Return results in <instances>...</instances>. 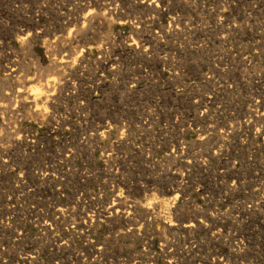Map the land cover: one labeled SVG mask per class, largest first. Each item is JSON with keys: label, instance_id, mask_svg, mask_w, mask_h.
<instances>
[{"label": "rangeland", "instance_id": "obj_1", "mask_svg": "<svg viewBox=\"0 0 264 264\" xmlns=\"http://www.w3.org/2000/svg\"><path fill=\"white\" fill-rule=\"evenodd\" d=\"M0 147V264H264V0H0Z\"/></svg>", "mask_w": 264, "mask_h": 264}, {"label": "bare ground", "instance_id": "obj_2", "mask_svg": "<svg viewBox=\"0 0 264 264\" xmlns=\"http://www.w3.org/2000/svg\"><path fill=\"white\" fill-rule=\"evenodd\" d=\"M29 1V0H28ZM17 2V1H16ZM51 2V1H50ZM88 2V1H87ZM151 2V1H150ZM258 2V1H257ZM261 2V1H260ZM103 3V2H102ZM62 4V3H61ZM239 5V4H238ZM21 7V6H20ZM37 8V7H36ZM90 10V9H89ZM86 12V11H85ZM50 13V12H49ZM87 13H88V11H87ZM106 13V12H105ZM84 14V13H83ZM107 14V13H106ZM106 14H105V16H106ZM110 14V13H109ZM29 16V15H28ZM77 17V16H76ZM88 17V16H87ZM104 17V16H103ZM83 18V17H82ZM11 19V18H10ZM87 19V18H86ZM142 20V19H141ZM81 21V20H80ZM18 22V21H17ZM70 22H72V20H70ZM74 22V21H73ZM82 22V21H81ZM84 22V21H83ZM108 23V22H107ZM111 23V22H110ZM234 24V23H233ZM110 25V24H109ZM84 26V28H85V25H83ZM94 26V25H93ZM92 26V27H93ZM111 27V26H110ZM82 29V28H81ZM91 29V28H90ZM141 29V28H140ZM83 30V29H82ZM109 30H110V28H109ZM81 31V30H80ZM157 31V30H156ZM30 32V31H29ZM85 32V31H84ZM27 33H28V31H27ZM19 34V33H18ZM30 34V33H29ZM160 35V34H159ZM32 37V36H31ZM156 37V36H155ZM90 38V37H89ZM57 39V38H56ZM63 39V38H62ZM74 39V38H73ZM205 39V38H204ZM209 39V38H208ZM2 40V39H1ZM135 40V39H134ZM155 40V39H154ZM7 41V40H6ZM66 41V40H65ZM89 41V40H88ZM142 41V40H141ZM261 41V40H260ZM127 42V41H126ZM146 42V41H145ZM155 42V41H154ZM47 43V42H46ZM259 43H261V42H259ZM137 45V44H136ZM27 47V46H26ZM72 47V46H71ZM101 47V46H100ZM46 50V49H45ZM75 51V50H74ZM102 51V50H101ZM46 52V51H45ZM50 52V51H49ZM231 52V51H230ZM53 53V52H52ZM74 54V53H73ZM146 54V53H145ZM155 54V53H154ZM224 54V53H223ZM50 55V54H49ZM53 57V56H52ZM11 59V58H10ZM72 59V58H71ZM82 60V59H81ZM72 61V60H71ZM35 62V61H34ZM60 63V62H59ZM59 63H58V65H59ZM94 63V62H93ZM134 63V62H133ZM236 64V63H235ZM37 65V64H36ZM53 65V64H52ZM67 65V64H66ZM86 65V64H85ZM112 65V64H111ZM120 65V64H119ZM144 66V65H143ZM87 67V66H86ZM226 67V66H225ZM23 68V67H22ZM27 68V67H26ZM194 68V67H193ZM236 69V68H235ZM147 70V69H146ZM223 71V70H222ZM228 71V70H227ZM241 71V70H240ZM118 73H120V72H118ZM241 73H242V71H241ZM142 74V73H141ZM147 74V73H146ZM21 75V74H20ZM68 75V74H67ZM133 75V74H132ZM240 75V74H239ZM28 76V75H27ZM57 76V75H56ZM225 76V75H224ZM60 78V77H59ZM138 78V77H137ZM9 80V79H8ZM134 80V79H133ZM224 80V79H223ZM226 80V79H225ZM234 80V79H233ZM49 82V81H48ZM126 82V81H125ZM131 82V81H130ZM135 82V81H134ZM4 83H6V82H4ZM47 83V82H46ZM60 84H61V82H60ZM232 85V84H231ZM20 86H21V84H20ZM26 86V85H25ZM82 86V85H81ZM229 86V85H228ZM40 87V86H39ZM33 88V87H32ZM134 88V87H133ZM64 89V88H63ZM13 90V89H12ZM18 90V89H17ZM127 90V89H126ZM16 91V90H15ZM44 91V90H43ZM46 91V90H45ZM175 91V90H174ZM254 91V90H253ZM19 92V91H18ZM39 92V91H38ZM130 92V91H129ZM261 92V91H260ZM263 92V91H262ZM40 93V92H39ZM127 93V92H126ZM171 93V92H170ZM18 94V93H17ZM42 94V93H41ZM263 94V93H262ZM164 95V94H163ZM40 96V95H39ZM182 96V95H181ZM208 96V95H207ZM258 96V95H257ZM173 97H174V95H173ZM193 98V97H192ZM9 99V98H8ZM39 100V99H38ZM40 101V100H39ZM51 101V100H50ZM163 101V100H162ZM175 101V100H174ZM35 102H37V101H35ZM59 102V101H58ZM23 103H24V101H23ZM249 103V102H248ZM8 104H10V103H8ZM7 104V105H8ZM11 104L13 105V103L11 102ZM33 104V103H32ZM44 104V103H43ZM206 104V103H205ZM148 105V104H147ZM261 105V104H260ZM207 106V105H206ZM252 106V105H251ZM7 107V106H6ZM261 107H263L262 105H261ZM35 108V107H34ZM56 108V107H55ZM166 108V107H165ZM150 109V108H149ZM168 111V110H167ZM175 111V110H174ZM241 111V110H240ZM161 112V111H160ZM250 112V111H249ZM36 113V112H35ZM171 113V112H170ZM242 113V112H241ZM263 113V112H262ZM164 114V113H163ZM250 114V113H249ZM48 115V114H47ZM165 115V114H164ZM28 116V115H27ZM130 116V115H129ZM171 116V115H170ZM57 117V116H56ZM158 117V116H157ZM172 117V116H171ZM59 118V117H58ZM173 118V117H172ZM100 120V119H99ZM89 121V120H88ZM185 121V120H184ZM187 122V121H186ZM233 122V121H232ZM263 122V121H262ZM56 123V122H55ZM59 123V122H58ZM126 123V122H125ZM185 123V122H184ZM63 124V123H62ZM188 124V123H187ZM235 124V123H234ZM233 124V125H234ZM168 125V124H167ZM205 125V124H204ZM209 125V124H208ZM214 126V125H213ZM229 126V125H228ZM258 126V125H257ZM256 126V127H257ZM210 127V126H209ZM80 130V129H79ZM81 130H83V129H81ZM199 130H201V129H199ZM212 130V129H211ZM223 130H224V128H223ZM227 130V129H226ZM78 131V130H77ZM96 131V130H95ZM198 131V130H197ZM222 131V130H221ZM85 132V131H84ZM131 133V132H130ZM188 133V132H187ZM227 133V132H226ZM217 134V133H216ZM186 135V134H185ZM65 136V135H64ZM231 136V135H230ZM67 138V137H66ZM125 139V138H124ZM213 140V139H212ZM32 141H33V139H32ZM249 141V140H248ZM86 142H88V141H86ZM155 142V141H154ZM187 142V141H186ZM128 143V142H127ZM139 143V142H138ZM205 143V142H204ZM137 144V143H136ZM149 144V143H148ZM167 144V143H166ZM200 144V143H199ZM228 144V143H227ZM63 145V144H62ZM81 145V144H80ZM245 145V144H244ZM46 146V145H45ZM104 146V145H103ZM111 146V145H110ZM223 146V145H222ZM96 147V146H95ZM109 147V146H108ZM1 148V147H0ZM155 148V147H154ZM104 149V148H103ZM264 149V148H263ZM139 150V149H138ZM81 151V150H80ZM107 151V150H106ZM151 151V150H150ZM42 152V151H41ZM118 152V151H117ZM174 152V151H173ZM94 153V152H93ZM150 153H152V152H150ZM187 153V152H186ZM63 154V153H62ZM181 154V153H180ZM70 155V154H69ZM108 155H110V154H108ZM71 156V155H70ZM69 156V157H70ZM30 157V156H29ZM59 157V156H58ZM217 157V156H216ZM126 159V158H125ZM138 159V158H137ZM61 160V159H60ZM63 160V159H62ZM188 160V159H187ZM18 161H19V159H18ZM3 162V161H2ZM61 162V161H60ZM187 162V161H186ZM7 163V162H6ZM185 163V162H184ZM189 164V163H188ZM218 164V163H217ZM184 165V164H183ZM6 167V166H5ZM72 169V168H71ZM112 169V168H111ZM68 170V169H67ZM73 170V169H72ZM192 170V169H191ZM121 171V170H120ZM250 171V170H249ZM186 176V175H185ZM226 176V175H225ZM29 177V176H28ZM184 177V176H183ZM246 177V176H245ZM225 178V177H224ZM79 179V178H78ZM217 179V178H216ZM224 180V179H223ZM259 181V180H258ZM105 182V181H104ZM224 182H226V181H224ZM166 183V182H165ZM21 184V183H20ZM111 184V183H110ZM155 184V183H154ZM163 184H164V182H163ZM162 184V185H163ZM42 186V185H41ZM167 186V185H166ZM139 187V186H138ZM80 188V187H79ZM166 188V187H165ZM255 188V187H254ZM256 189V188H255ZM97 190V189H96ZM256 191V190H255ZM21 192V191H20ZM78 192V191H77ZM165 193V192H164ZM105 194V193H104ZM147 194V193H146ZM175 194V193H174ZM253 194V193H252ZM119 195V194H118ZM178 195V194H177ZM115 196V195H114ZM121 197V196H120ZM127 197V196H126ZM171 197V196H170ZM81 198V197H80ZM146 198V197H145ZM175 198V197H174ZM173 198V199H174ZM63 199V198H62ZM117 199V198H116ZM152 199V198H151ZM165 199V198H164ZM251 199V198H250ZM29 200V199H28ZM140 200V199H139ZM62 201V200H61ZM114 201V200H113ZM115 201H118V199L117 200H115ZM120 201H121V199H120ZM120 201H118L117 203L115 202L114 204H113V206H112V211L110 212V214H116V213H118V212H120V211H122V210H124L123 209V202H120ZM137 202V201H136ZM79 204V203H78ZM108 204V203H107ZM149 204V203H148ZM163 206H165V205H163ZM237 206V205H236ZM68 207V206H67ZM141 207V206H140ZM22 208V207H21ZM262 208V207H261ZM127 209V208H126ZM255 209V208H254ZM145 210L147 211V212H153L154 210H155V207L154 206H149V205H146L145 206ZM161 210V209H160ZM174 210V209H173ZM108 211V210H107ZM126 211V210H125ZM134 211V210H133ZM262 211V210H261ZM58 212V211H57ZM106 212V211H105ZM109 212V211H108ZM161 212V211H160ZM245 212V211H244ZM28 213V212H27ZM94 213H95V211H94ZM100 213V212H99ZM122 213V212H121ZM128 213V212H127ZM59 214V213H58ZM89 214V213H88ZM96 214H98V213H96ZM137 214V213H136ZM145 214V213H144ZM147 214V213H146ZM145 214V215H146ZM149 214V213H148ZM154 215H155V213H153ZM169 214V213H168ZM239 214V213H238ZM245 214V213H244ZM86 215V214H85ZM101 215V214H100ZM151 215V214H150ZM263 215V214H262ZM95 215H93V217H94ZM108 216V215H107ZM110 216V215H109ZM113 216V215H112ZM112 216H110V217H112ZM133 216H135V215H133ZM147 216V215H146ZM158 216V215H157ZM164 216H165V214H164ZM205 216V215H204ZM60 217V216H59ZM62 217V216H61ZM92 217V218H93ZM96 217V216H95ZM106 217V216H105ZM148 217V216H147ZM151 217V216H150ZM68 218V217H67ZM87 218H88V216H87ZM86 218V219H87ZM109 218V217H108ZM17 219V218H16ZM63 219V218H62ZM85 219V218H84ZM107 219V218H106ZM112 219V218H111ZM113 219H115V218H113ZM142 219H143V217H142ZM150 219V218H149ZM159 219V218H158ZM161 219V218H160ZM162 219H163V217H162ZM60 220V219H59ZM58 220V221H59ZM81 220V219H80ZM93 220V219H92ZM156 220V219H155ZM171 220H172V218H171ZM208 220V219H207ZM55 221V220H54ZM63 221V220H62ZM90 221V220H89ZM116 221V220H115ZM131 221V220H130ZM133 221H135L134 219H133ZM47 222V221H46ZM66 222V221H65ZM92 222V221H91ZM132 222V221H131ZM177 222V221H176ZM35 223V222H34ZM78 223V222H77ZM172 223V222H171ZM181 223V222H180ZM190 223V222H189ZM195 223V222H194ZM210 223V222H209ZM243 223V222H242ZM261 223V222H260ZM47 224V223H46ZM59 224H60V222H59ZM62 224V223H61ZM114 224V223H113ZM142 224V223H141ZM201 224V223H200ZM47 225H50V224H47ZM46 225V226H47ZM93 225V224H92ZM129 225V224H128ZM170 225V224H169ZM185 225V224H184ZM171 226V225H170ZM192 226H193V223H190V224H186L185 225V228L186 229H189V230H191L192 229ZM201 226V225H200ZM251 226V225H250ZM18 227V226H17ZM57 227V226H56ZM140 227V226H139ZM209 227V226H208ZM6 228V227H5ZM135 228V227H134ZM166 228V227H165ZM184 228V229H185ZM194 228V227H193ZM200 228V227H199ZM224 228V227H223ZM18 229V228H17ZM52 229V228H51ZM70 229V228H69ZM182 229H183V226H182ZM169 229H167V231H168ZM126 231V230H125ZM186 231V230H185ZM193 231H194V229H193ZM130 232V231H129ZM71 233V232H70ZM69 233V234H70ZM179 233V232H178ZM217 233V232H216ZM1 234V233H0ZM134 234V233H133ZM140 234V233H139ZM249 234V233H248ZM130 235V234H129ZM135 235V234H134ZM47 236V235H46ZM124 236V235H123ZM137 236V235H136ZM155 236V235H154ZM168 236V235H167ZM82 237V236H81ZM112 237V236H111ZM77 238V237H76ZM244 238V237H243ZM187 239H189V238H187ZM211 239V238H210ZM64 240V239H63ZM167 240V239H166ZM243 240V239H242ZM148 241V240H147ZM202 241V240H201ZM233 241V240H232ZM2 242V241H1ZM125 242V241H124ZM211 242V241H210ZM236 242V241H235ZM177 243V242H176ZM241 244V243H240ZM207 246V245H206ZM233 246H234V244H233ZM101 247V246H100ZM242 247V246H241ZM255 247V246H254ZM92 248V247H91ZM99 248V247H98ZM149 249V248H148ZM238 249V248H237ZM6 250V249H5ZM99 250H101V249H99ZM111 250V249H110ZM117 250V249H116ZM170 250V249H169ZM235 250V249H234ZM94 251V250H93ZM151 251V250H150ZM211 251V250H210ZM92 252V251H91ZM154 252V251H153ZM232 252V251H231ZM99 253V252H98ZM109 253V252H108ZM135 253V252H134ZM173 253V252H172ZM225 253V252H224ZM13 254H14V252H13ZM33 254V253H32ZM196 254V253H195ZM256 254V253H255ZM139 255V254H138ZM156 255V254H155ZM171 255V254H170ZM27 256V255H26ZM77 256V255H76ZM18 257V256H17ZM229 257V256H228ZM236 257H237V255H236ZM24 258V257H23ZM133 258V257H132ZM157 258V257H156ZM214 258V257H213ZM139 259V258H138ZM172 259V258H171ZM203 259V258H202ZM132 260V259H131ZM217 260V259H216ZM250 260V259H249ZM20 261V260H19ZM35 262V261H34ZM113 262V261H112ZM171 262V261H170ZM173 262H175V261H173ZM207 262V261H206ZM212 262V261H211ZM217 262V261H216ZM58 263V262H57ZM42 264V263H41ZM114 264V263H113ZM122 264V263H121ZM136 264H137V262H136ZM211 264V263H210ZM213 264V263H212ZM261 264V263H260Z\"/></svg>", "mask_w": 264, "mask_h": 264}]
</instances>
